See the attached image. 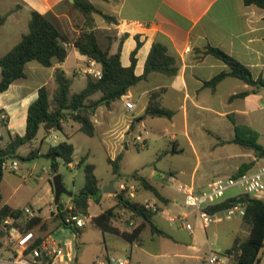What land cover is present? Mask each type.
Wrapping results in <instances>:
<instances>
[{"label":"crops","instance_id":"crops-1","mask_svg":"<svg viewBox=\"0 0 264 264\" xmlns=\"http://www.w3.org/2000/svg\"><path fill=\"white\" fill-rule=\"evenodd\" d=\"M90 1L98 10L111 17V20L106 21L101 15L94 14V29L101 46L105 49L108 48L111 54L116 53L121 47L120 62L123 67L131 66V56L137 47L138 38L142 45L136 54L135 74L137 76L144 75L146 61L155 42L167 46L169 53L177 58L180 65L176 76L152 72L146 79L131 87L127 95L121 99L114 101L110 106H99L92 116L95 134L98 131H105L109 137H112L115 146L123 144L128 149L130 141L136 142L140 134L142 135V129H149L146 130L147 135L155 134L157 135L156 141L167 142L163 150L165 156L193 157L195 163L188 171L187 182L180 184V192L185 185H193L197 192H201L218 177L237 174L243 164L255 162L256 165L260 164V161L264 163V158H258L253 150L234 142L236 125L232 121L234 119L237 125L248 126L259 133L258 141H260L264 89L251 86L235 77L224 78L215 89L206 85V82L211 81L218 74L230 71L228 65L207 53L208 47L223 50L248 67L254 79L262 78L264 80V8L246 5L244 0ZM32 11H38L53 18L59 28L63 25L75 36L74 40L81 29L85 27L84 16L70 0H0V20L4 18L0 25V42L3 41V32L8 30L9 22L13 25V29L18 30L15 34H7L10 36L9 41L0 43V58L18 44L22 35L28 31L26 27L29 26ZM28 14L30 15L29 20ZM74 40H71L68 45L69 54L63 63L44 67L38 62H29L26 65V77L15 81L8 90L0 93V146L7 145L10 139L16 135H25L29 106L38 98L39 89L43 86L48 88L51 96L54 94L57 87L54 73L57 68L62 69L71 79V94L86 88L87 77L91 76L85 72L90 66V58L79 53L73 45ZM71 52H73L72 62H70ZM94 67L102 71L100 64L97 63ZM73 77L86 78V85L82 90L72 91ZM246 91L249 94L245 97L232 98L234 95ZM152 92H157L163 108L174 111L172 119L147 115ZM100 96L101 93L98 92L92 96V99L96 100ZM127 99L134 102L135 109L133 111L126 108ZM71 122L74 121L68 119L63 125L64 133L68 137L67 142L72 144L71 136L65 132V125ZM149 140V137L143 138L145 147ZM82 157H87V163H90L88 154ZM79 162L78 167H81ZM69 165L70 167L75 166L74 158ZM120 171L126 177L132 174L123 173L122 169ZM135 172L146 177L167 199V202L160 201L142 187L143 191L135 193V197L130 199L141 204L145 202L156 204L160 210L153 215L152 221L168 236L153 234L150 226L144 229L140 239L135 242H130L121 233L110 232L133 243L130 258L125 260H128L130 264H141L140 261L134 262L133 250L135 247L147 254L149 258L158 257L159 254L154 253L155 249L150 248L144 239V233L148 228L151 243L165 240L164 244H169V248L177 252L176 258L186 259L190 255L185 253L192 251L196 255L190 257L199 260L204 245L198 240V236L189 233L192 236L191 240L186 241L179 233L180 227L168 221L170 213L178 214L187 211L182 207L181 199L176 195L162 192L161 189L165 187L163 183L154 184L153 180L142 172ZM126 177L125 179H128ZM171 180H174V177ZM121 183L132 185L135 189L140 187V183L135 179L123 180ZM99 184L102 188L100 179ZM49 185L47 192L51 197L54 189L52 184ZM146 193H151L152 197L146 196ZM105 195L110 201L111 208L117 205V201L112 195L103 194L99 203L94 199L90 201V208L92 205H99ZM233 195L235 194L229 195L228 198ZM260 199L264 201V195ZM51 202H53V197H51ZM51 202L49 213H45L43 206L34 207L39 211L40 217L44 219L47 230L59 227L57 219L51 213L53 206ZM3 204L13 208L21 207L9 203ZM70 205L72 204L64 206ZM117 212H122L124 219L133 216L129 210L119 209V207L115 210L116 216ZM192 215L194 214L190 216ZM237 220L239 224L235 226L242 228L243 219L238 218ZM140 223L141 220L137 225ZM113 224L121 232H131L137 226L132 227L134 220H130V226L125 230L116 225V219ZM248 230L250 235V227ZM236 233L230 232L228 239L233 241L232 244L220 247L219 250L225 252L234 245L237 239L245 241ZM73 238L76 243V236ZM107 250L104 254L107 263L99 260V257L95 258L94 262L108 264L113 256L111 257ZM171 264L191 263L176 261ZM260 264H264V258Z\"/></svg>","mask_w":264,"mask_h":264},{"label":"trees","instance_id":"trees-1","mask_svg":"<svg viewBox=\"0 0 264 264\" xmlns=\"http://www.w3.org/2000/svg\"><path fill=\"white\" fill-rule=\"evenodd\" d=\"M246 5H256L264 8V0H244ZM74 7L84 16L85 27L81 29L77 38L73 41V45L79 53L95 60L101 65L102 78L96 79L93 76L87 77V86L78 93L71 94L72 81L66 73L57 68L54 73V81L57 85L54 94L51 96L48 88L43 86L39 89L38 98L29 106L26 133L23 136L16 135L11 138L5 146H0V204L3 202L1 192V183L4 176L2 164L8 159L19 155V150L22 146L32 143L38 136L41 129L44 130L45 136L52 132H63L64 123L68 119L80 125V131L87 136H95V125L92 116L95 114L99 106H110L114 101L121 99L127 95L131 87L146 79L152 72H160L168 76H176L180 70V65L176 57L169 53L167 46L160 42H155L151 48L146 61L145 73L143 76L135 74L137 63L136 54L141 47L142 42L137 39V47L132 52L131 66L125 68L120 62L119 50L111 54L108 48H103L99 42L98 35L95 31L94 14L101 15L106 21L111 20V17L98 10L90 0H75ZM4 18L0 20V25ZM69 38L57 26L53 18L38 11L31 12V19L28 26V31L22 35L18 44H16L9 52L0 58L1 79L0 93L8 90L10 85L15 81L26 77V65L29 62H38L44 67H52L55 63H63L68 57ZM207 53L212 54L230 68L229 72H222L215 76L211 81L206 82V85L215 89L226 77H235L243 80L247 84L256 88L264 89V80L262 78L254 79L248 67L243 65L237 59L227 54L223 50L216 47H208ZM100 92L101 96L93 100L92 96ZM249 92H243L235 97H245ZM69 110V111H65ZM147 115L151 117L172 119L174 111L165 109L161 106L157 92H152L150 95ZM236 125L235 143H238L245 148L255 152L258 158H264V146L259 143V133L248 126ZM67 137V136H66ZM68 138V137H67ZM74 145L64 141L54 147H50L48 154L57 153L59 158L66 165L73 162ZM178 152V151H174ZM40 157V150L33 149L30 151L27 159H35ZM122 155H118L116 159H108V163L112 167V172L117 177H122L121 165ZM53 165V163H52ZM255 162L243 164L237 175L243 174L251 169ZM79 166L84 168L85 185L77 193L71 197L74 211L88 215L90 209V201L93 196L101 188L99 179L96 175V167L94 164L87 163V157H82ZM54 174L56 170H52ZM127 180L135 179L143 189L151 192L157 199L162 202H167V199L161 195L158 189L153 186L149 180L139 175L138 172L129 175ZM123 199H117V205L109 208L102 213L94 216L93 223L103 232L121 233L130 242H135L140 239V236L147 226H150L153 234L168 236V234L157 227L152 221L153 215L158 211L147 210L143 204L127 198L123 193ZM237 199H228L225 202L210 208V212H215L232 206ZM245 215L243 221L250 227V235L245 241L237 239L234 245L225 252L229 254L237 264H260L262 258L261 253L264 251V201L245 196ZM117 207L124 208L133 213L134 217L141 220L131 232H121L114 226L113 222L116 219L115 210ZM59 215L57 221L59 226H62L60 220H64L66 212H63L64 204L61 201L58 205ZM142 212V215L140 214ZM23 215V208H13L7 204H3L0 208V238L8 236L12 225H5L7 218L20 219ZM27 229L41 228L47 229L46 223L42 217H35L27 222ZM66 229L70 227L65 226ZM76 235V247L78 262L79 237L83 234V228H73ZM0 247L2 243L0 242ZM77 264V263H76Z\"/></svg>","mask_w":264,"mask_h":264},{"label":"rangeland","instance_id":"rangeland-1","mask_svg":"<svg viewBox=\"0 0 264 264\" xmlns=\"http://www.w3.org/2000/svg\"><path fill=\"white\" fill-rule=\"evenodd\" d=\"M30 15L28 14V20ZM62 26V27H61ZM60 29L63 33L67 34L69 40H74L75 36L66 30L63 25ZM12 27V29H11ZM28 26L26 27V29ZM7 29L5 30L4 36H2V42L5 43L9 41L8 35L15 34L18 32L17 29H13V25L9 22L7 24ZM8 34V35H7ZM71 51V50H70ZM73 52H71L70 62L73 61ZM74 84L72 86V91L78 92L82 90L86 85L85 77L74 78ZM263 110L261 111L262 116V127L261 128V138L260 144L264 146V101ZM147 131L149 129H146ZM146 130L142 129L141 138H148L147 147L141 148V141L136 140V142L130 141L128 149L122 144L115 146L112 137L108 136L105 131L96 132L94 137L87 136L83 132L79 131V124L76 122H71L65 125V132L69 134L72 138V144L75 147L74 151V163L75 166L70 167L66 165L61 158H58V171L56 174L62 175L63 185L71 192H78L85 185V172L83 167H78V162L82 156L86 154L89 155V162L95 164L96 175L101 180L103 187L108 186L113 180H116V187L119 188L120 182L127 181L125 179L126 175L122 174V177H117L112 172V167L108 163V158H116L119 154H122V160L120 162L121 169L123 173H133L135 171L142 172L144 175L151 178L154 184L159 182L164 184L162 192L168 194L176 195L182 201V207L187 211L188 208L185 205V196L179 190L180 184H185L187 182L188 171L193 167L195 159L193 157L186 156H165L163 150L167 145L164 140L156 141L157 135L146 134ZM55 137H57L55 139ZM67 141V137L63 132H52L50 135L45 136L44 131H40L38 137L29 144L22 146L19 150L18 159H8L9 163L14 160L18 163V170L11 171L5 170L2 180V193H3V203H9L13 206H21L24 208L26 206L38 207L43 206L45 213H49L51 197H53L52 205H54V191L52 196L48 195L49 184L53 183L54 172L52 171V161L42 157L45 155L50 147H54L61 142ZM42 143V145H41ZM172 148V147H171ZM33 149L40 150V157L35 159H27L30 151ZM204 160V159H203ZM260 164L263 162L260 161ZM256 164V166L260 165ZM204 168V166H203ZM203 169L201 168V171ZM174 177V180H171ZM169 180V181H168ZM143 189L136 187V194L142 192ZM237 193L236 189H233L227 193V196ZM104 196V199L99 205H92L88 215H84L87 219V223L83 228L84 232L79 237V248H78V263L76 261L77 257V247L75 243V258L69 264H100L94 262V259L99 257L101 261H107L105 258L106 250L116 259H129L131 255V250L133 243L126 241L121 236H116L110 232H103L98 228L92 221L91 218L98 215L99 213L111 208L110 201ZM146 196L152 197L151 193H146ZM116 199L115 196H113ZM71 197L67 195H62L60 202L64 201L63 204H72ZM141 198V197H140ZM0 204V208L2 206ZM94 204V203H93ZM119 209H124L119 207ZM174 214H177L176 212ZM220 222L211 224L208 227H203L199 216L192 215L188 218V222L192 224L195 229L194 236H198V240L203 243V249L200 253L199 260H195L192 255H196L192 251H187L185 254L190 255L186 259L177 257L175 251L169 248V244H164V241H159L151 243L149 240L150 233L149 228L144 233V239L149 244L150 248L155 249L158 257L149 258L147 254L141 252L138 248H134V262L140 261L141 264H171L176 261H182L191 264H208L206 259L209 255L210 250L220 249V247L230 246L233 241L228 239L230 232H237L236 235L242 240H246L249 236V225L245 224L244 221L242 228H237L236 224H239L237 219L230 221L224 220L223 216L220 215ZM123 219V220H122ZM130 220H134L133 228L139 223L140 219L132 216L131 218L124 219L122 212H117L116 225L122 229H127L130 224ZM241 223V222H240ZM180 227L179 233L183 236L184 240L189 241L191 237L188 230L182 226L179 222L177 224ZM47 230V229H45ZM60 238L64 240L72 239L73 236L71 231L65 228H61L59 232ZM157 241V240H156ZM2 247H0V260L9 258L11 255V241L9 236H4L0 238ZM168 242V241H167ZM170 243V242H169ZM173 245V244H171ZM261 258H264V251L261 253ZM182 259V260H181ZM107 263V262H106ZM58 264V263H55ZM114 264V263H112ZM230 264H237L231 261Z\"/></svg>","mask_w":264,"mask_h":264},{"label":"built area","instance_id":"built-area-1","mask_svg":"<svg viewBox=\"0 0 264 264\" xmlns=\"http://www.w3.org/2000/svg\"><path fill=\"white\" fill-rule=\"evenodd\" d=\"M97 62L90 59V66L86 69V73L90 74L96 79L102 78V71L96 69L94 66ZM126 108L133 111L135 104L131 99L125 102ZM56 139V138H55ZM141 141L140 147H145V142L138 137ZM2 170H18V163L14 160L9 163L8 160L3 162ZM118 193L124 194L127 198H134L136 189L132 185L121 183L119 188H116ZM233 189L237 193L230 199H239L241 196H250L260 199L264 195V163L249 169L243 174H235L218 177L212 181L207 189L197 192L193 185H185L182 187V193L185 196V205L188 211L183 213H170L168 221L171 224L177 225L179 222L185 227L190 234H194L195 229L188 218L191 214L199 216L203 227H208L211 224L219 223L223 216L224 220L230 221L233 219H243L245 215V207L242 204L235 203L228 208L210 212V208L215 207L226 200H228L227 193ZM144 207L147 210L159 211L160 209L156 204L145 202ZM63 212H66L64 220H60L62 226L54 230H43L41 228L27 229V221L35 217H40L39 211L32 206L23 208V215L20 219L7 218L5 225H12L9 231V238L11 241V255L9 258L1 259L0 264H69L75 257V243L74 238L64 240L60 238V229L65 226L70 227L72 236H76L73 228H84L87 219L84 215L74 211L72 205L64 206ZM52 215L57 219L59 215L58 205L54 203L51 210ZM66 229V228H65ZM232 257L221 250H210L206 259L208 264H230ZM130 264L128 260L116 259L112 257L108 264ZM104 264V263H100ZM106 264V263H105Z\"/></svg>","mask_w":264,"mask_h":264},{"label":"water","instance_id":"water-1","mask_svg":"<svg viewBox=\"0 0 264 264\" xmlns=\"http://www.w3.org/2000/svg\"><path fill=\"white\" fill-rule=\"evenodd\" d=\"M72 3L75 2V0H70ZM69 111V110H65ZM20 156L17 155L11 159H18ZM42 157L46 159H50L53 163L52 170H56L59 166L58 164V154L52 153V154H45L42 155ZM53 189H54V202L56 205H59L62 195H67L69 197H72L74 195V192L69 191L64 185L62 180V175L56 174L53 179ZM103 194H110L112 196H115L117 199H123L122 195L118 193L116 189V180H113L108 186L102 187L98 190V192L93 196V199L96 200L97 203L100 202ZM236 203L238 204H245V196H241L238 200H236ZM142 215V212H140Z\"/></svg>","mask_w":264,"mask_h":264}]
</instances>
